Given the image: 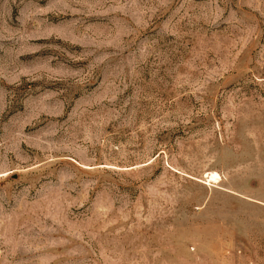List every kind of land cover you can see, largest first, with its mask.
Returning <instances> with one entry per match:
<instances>
[{"label": "rangeland", "instance_id": "374dc122", "mask_svg": "<svg viewBox=\"0 0 264 264\" xmlns=\"http://www.w3.org/2000/svg\"><path fill=\"white\" fill-rule=\"evenodd\" d=\"M0 264H264V0H0Z\"/></svg>", "mask_w": 264, "mask_h": 264}, {"label": "bare ground", "instance_id": "6f19581e", "mask_svg": "<svg viewBox=\"0 0 264 264\" xmlns=\"http://www.w3.org/2000/svg\"><path fill=\"white\" fill-rule=\"evenodd\" d=\"M217 176H218V174H216ZM216 175H214V176H216Z\"/></svg>", "mask_w": 264, "mask_h": 264}]
</instances>
